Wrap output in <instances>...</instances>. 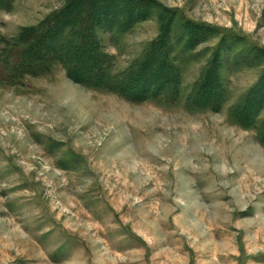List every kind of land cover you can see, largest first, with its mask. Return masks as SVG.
<instances>
[{
    "label": "rangeland",
    "instance_id": "374dc122",
    "mask_svg": "<svg viewBox=\"0 0 264 264\" xmlns=\"http://www.w3.org/2000/svg\"><path fill=\"white\" fill-rule=\"evenodd\" d=\"M82 2L0 0V264H264V0Z\"/></svg>",
    "mask_w": 264,
    "mask_h": 264
},
{
    "label": "trees",
    "instance_id": "16d2710c",
    "mask_svg": "<svg viewBox=\"0 0 264 264\" xmlns=\"http://www.w3.org/2000/svg\"><path fill=\"white\" fill-rule=\"evenodd\" d=\"M78 3L75 4V5H71L69 7V9L67 11H65L64 13H62L61 15H63L64 17H60L57 15L55 16L51 21H48L45 23L44 27H41L40 28V31L39 32V35L36 36V35H31L30 33L31 32H25V33H22L18 40L16 42H14L12 45H8L7 47H10V48H14L15 50H18L17 51V55L16 57L20 58V61L19 63H16L14 68H13V74H18V71L21 72L22 70H27V71H30L32 65L31 63L33 62H39V61H42L41 59H43V53L41 50H39V46L41 45V43H43V41H46L47 40V43L44 45V47L48 50V51H52V52H57V55L61 57L62 55V51L64 49H66V51H69L70 52V49H75L77 45H74V43H71L69 44L68 46V43H66V41H64V39H60V45L58 43L57 47H52L54 46V40L56 38V36H58L59 34H61V36L64 34V31H66V29H68V27L71 26V21H68L69 19L72 18L73 15V11L74 10H77L79 9V5L82 4L83 0H77ZM121 1V0H120ZM94 3V2H93ZM92 3V4H93ZM85 4V3H84ZM91 4V5H92ZM89 4H85V6L83 7V9H86V6H88ZM76 11V12H77ZM91 11V9H90ZM93 11V9H92ZM99 11H100V8H99ZM82 12L85 13V10H83ZM98 13V11H95ZM96 13V14H97ZM95 16V14L92 15V19L93 17ZM86 20H84L83 22L86 24V23H89L88 20L85 22ZM90 24V23H89ZM80 34L82 35L81 36V39H80V43H84L85 46H87V43H88V40L85 39V37L88 35L87 33H83V32H80ZM75 32L73 31L72 34H70L68 37L70 39L73 40V37H74ZM78 36V35H77ZM54 37V38H53ZM62 40V41H61ZM30 41V44L27 45V42ZM20 44H22L21 47ZM68 46L67 48H65V46ZM25 46V47H24ZM21 47V48H20ZM63 49V50H62ZM88 49V48H87ZM156 51V48H151L150 49V52L146 53V58L145 60L142 62L143 64H145L146 66L150 64V68L153 66L154 64V59L152 61V57L150 58V56L152 55V51ZM16 53V52H15ZM14 53V55H15ZM70 55V54H69ZM150 58V59H148ZM148 59V60H147ZM24 62H26V65L23 66L22 64H25ZM142 64V67H146ZM157 64H160L161 66H165V62L163 63H157ZM72 67L75 66V65H71ZM32 68H36V67H32ZM140 70L141 67L139 66ZM148 69V67H146ZM172 70L174 68H171ZM97 70V69H95ZM144 71V70H143ZM174 84V82H170L169 83V86ZM156 93V92H155Z\"/></svg>",
    "mask_w": 264,
    "mask_h": 264
}]
</instances>
